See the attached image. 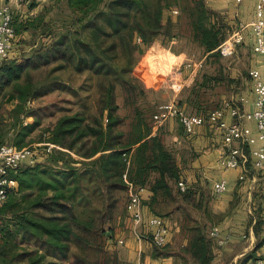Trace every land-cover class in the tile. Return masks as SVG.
Wrapping results in <instances>:
<instances>
[{
	"label": "trees",
	"instance_id": "1",
	"mask_svg": "<svg viewBox=\"0 0 264 264\" xmlns=\"http://www.w3.org/2000/svg\"><path fill=\"white\" fill-rule=\"evenodd\" d=\"M101 1L66 0L69 9L82 14L74 29L65 28L43 51L0 66V144L21 148L46 138L59 148L48 154V164L21 165L12 173L17 186L0 210L15 212L16 219L13 229L8 224L0 228V264H130L108 251L113 248L110 223L116 192L125 186L123 174L152 193L146 202L151 211L158 200L197 203L202 199L195 188L178 189L180 167L158 137L163 127L150 136L151 125L144 135L136 124L134 135L128 138L117 130L116 88L136 101L141 89L133 77L138 70L134 54L165 34L162 29L171 24L165 13L169 15L171 5L180 0H106L102 9L96 8ZM183 10L194 39L208 55L222 37L211 23L216 13L205 6V0H188ZM12 25L16 33L13 17ZM211 80L216 82L215 77ZM199 86H207L206 80ZM94 92L95 108L90 102ZM60 93L69 99L40 104L43 98ZM31 100L40 103L29 107ZM12 102L7 110L6 103ZM202 112L197 113L208 115ZM23 117L32 121L24 124ZM19 173L33 174L26 179L31 193L19 192ZM19 195L23 209L18 208L17 215L14 208L20 204ZM191 232L182 248L185 264H210V240L196 228ZM99 234L101 243L96 240ZM17 237L19 243L31 242L32 247L16 246L12 240ZM263 243L264 237L259 246Z\"/></svg>",
	"mask_w": 264,
	"mask_h": 264
},
{
	"label": "rangeland",
	"instance_id": "2",
	"mask_svg": "<svg viewBox=\"0 0 264 264\" xmlns=\"http://www.w3.org/2000/svg\"><path fill=\"white\" fill-rule=\"evenodd\" d=\"M105 2L106 0H102L96 8L102 9L105 6ZM187 2L188 0H180L171 5L170 10L177 9V14H169L171 15L169 17L167 12L165 13L166 21L170 19L171 24L168 29L165 28L166 26L162 29L165 34H161L154 39V41L161 40V44L154 41L149 46H141L139 44L143 52L134 54V62L136 63L134 67L136 69L137 66L138 70L133 73V77L136 79L137 87L141 89V94L137 95L136 101L132 102V98H127L120 87L116 88L115 103L118 106L116 115L120 119L117 130L123 133L124 138L134 135L136 124L143 130L144 135L148 125H151L152 130V112L159 104L170 101L172 95H175L178 89L176 97L185 112L197 114V112L203 111L202 113L206 114L220 106V93L232 90L235 93L240 92L245 88L246 81L250 79L248 71L251 56L241 44H233L230 39L237 28V24H228L224 17H221L216 12V14L211 15V23L220 29L222 37L218 47L209 53L207 57H204V48L194 39L193 29L185 10H183V6L186 7ZM0 3L10 6L13 24L16 28V37L10 53L7 59L0 61V66L9 61L19 62L36 52L43 51L52 38L65 32V28L71 26L70 29H74L72 26H76L77 21L82 17L80 12L68 8L66 0H0ZM205 6L208 8L206 0ZM163 21L166 22L165 20ZM137 43H141V41H137ZM158 45L162 47L161 52L158 50L160 48ZM202 57L204 58L203 66L186 82L187 73L185 71L187 70L184 65L189 61L197 62ZM41 69L43 70V68ZM205 77L207 79L215 77L219 83L215 82L216 84L211 87L199 86V83ZM209 87L210 89H208ZM140 91L138 92L140 93ZM57 98L69 99L65 93L52 94L43 98L41 103L40 101L31 100L28 101L27 105L29 107L36 106L39 103L46 105ZM90 102L95 108L97 102V94L95 92ZM242 102L243 98L240 100V103ZM13 105L14 102L6 103L5 107L10 110ZM22 121L26 124L31 122L32 118L23 117ZM106 121L107 119L104 117L103 125H105ZM172 122L174 123L168 122L162 126L163 128L159 131L158 137L164 147L177 160V163L179 162L178 164L183 170L185 163L193 156L187 147L186 138L178 121L174 120ZM7 142L11 143L10 141ZM45 142L51 141L44 138L42 142L35 144ZM49 156L38 149L37 163L48 164ZM21 175L19 173L18 176L22 182V184L19 182V192L22 194L31 193L28 190L30 182L26 179H31L30 177L33 174L29 173L27 177ZM250 176L252 175L250 174ZM209 186V183L205 180L195 188L202 195L201 201L197 203L194 201L184 203L179 200L175 201L176 203H171L170 201L158 200L154 204L153 211L145 204L146 216L157 215L164 218L170 229V243L164 247H154L152 245L154 247L153 251L160 255H174L177 264L187 263L188 261L182 252V248L188 244L192 228H196L211 242L213 259L210 264H247L250 259L264 258L260 249L264 243L259 246L261 239L264 237V218L260 217L257 212L248 214L246 227L240 234L243 237L236 242L232 239L231 233H228L229 238L223 244H217L214 239L208 238L206 231L209 227L222 225L221 223L227 214L220 212L215 207V203L212 201L218 195L214 194ZM33 188H36L35 185ZM116 193L118 197L117 206L114 211L113 222L110 223L112 230H114L113 243L111 244L113 248L108 251H115L119 259L118 251L126 246V240L131 236L133 237V235L131 233V221L124 206L127 200L126 186H124L123 191ZM259 198H264V196ZM246 200L247 196L243 202ZM16 201L20 204L14 208V211H17L18 208L23 209L20 195ZM235 201L236 198L234 197L230 203L232 207ZM19 213L20 211H17V215ZM15 217V212H3L0 210V228L8 224V227L13 229L12 224L13 220L16 219ZM104 228L106 229L107 226ZM146 230L144 228V238L142 240L148 242L150 241V236ZM100 237L101 235L99 234L96 239L97 242L101 241ZM119 239L123 240L122 244L118 243ZM12 241L16 243V246L21 243L24 247H32L31 242L20 241L19 243L18 237ZM79 250L83 252L84 248L81 247ZM119 261L124 262L121 259Z\"/></svg>",
	"mask_w": 264,
	"mask_h": 264
},
{
	"label": "built area",
	"instance_id": "3",
	"mask_svg": "<svg viewBox=\"0 0 264 264\" xmlns=\"http://www.w3.org/2000/svg\"><path fill=\"white\" fill-rule=\"evenodd\" d=\"M237 4L243 0H234ZM177 9H171L170 14H177ZM251 31L253 37L252 51L256 54H264V0H256L253 18L247 23H241L232 33L230 39L233 44L240 45L244 42L245 34ZM16 33L12 25V12L8 4L0 3V61L7 59ZM136 41L140 42V37ZM204 58L197 62L189 61L184 65L185 69L196 72L203 66ZM252 92L255 96L253 109L249 112L240 113L232 107L230 115L234 120L226 122L222 109L211 111L206 117L201 114H189L179 105L176 91L172 99L166 103L159 104L152 114V130L150 135L154 136L158 129L172 120H177L184 133L188 136L194 135L197 128L205 123L216 127L222 138V143L227 151L221 155L217 164L222 169L241 168L238 176L239 181L245 180V164L251 160L255 169H264V73L258 68H251L248 71ZM253 121L255 131L246 124ZM237 145H233V143ZM41 147V148H40ZM42 149L48 155L55 149H59L54 143L45 142L30 144L18 148L12 144H0V206L6 201L8 195L16 189L17 181L12 173L21 165H34L37 163V150ZM128 166V161L126 162ZM123 181L126 186L127 200L125 210L131 221V233L134 238L141 241L144 238V228L150 236V242L155 247H164L170 237V229L164 218L157 215L144 214V206L141 196L143 188H139L128 181L126 174H123ZM177 187L181 192L187 188L185 181L179 179ZM226 190V181L221 179L214 181L212 191L216 195ZM208 236L214 239L217 244H223L229 238L223 234L218 225L210 228ZM122 244L123 240L119 239ZM247 264H264V258L250 259Z\"/></svg>",
	"mask_w": 264,
	"mask_h": 264
},
{
	"label": "crops",
	"instance_id": "4",
	"mask_svg": "<svg viewBox=\"0 0 264 264\" xmlns=\"http://www.w3.org/2000/svg\"><path fill=\"white\" fill-rule=\"evenodd\" d=\"M255 2L256 0H243L237 4L234 0H206V5L210 10L224 17L228 24H237L238 26L241 23H247L253 18ZM154 42L161 44V40ZM241 45L251 56L249 69L258 68L264 73V54L259 55L252 51L253 37L251 31L246 32L244 42ZM161 49L162 47L160 46L158 50L161 52ZM206 56L207 54H204V57ZM186 70V82H188L195 72ZM205 79L207 80V87L216 84L215 80L207 79L206 77ZM216 82L219 83V81ZM219 98L221 102L217 109H222L226 122L234 120L230 115V109L232 107L237 108L240 113L251 111L255 96L252 92L250 79L246 81L245 88L242 91L237 93L234 90L230 92L225 91L220 93ZM242 98L243 102L240 103ZM172 121L170 122L174 123ZM246 124L252 131H255L253 121H248ZM181 131L186 138L187 147L192 152L191 155L193 157L185 163L183 170L180 168V179L185 181L187 187L191 186L192 188H197L199 184L201 185L206 180L211 190L214 181L221 179L226 181V190L221 195L215 196V200L212 202L215 203V207L220 212L227 213L220 227L223 234L227 235L231 233L232 239L236 242L243 237L240 234H242L246 227L248 214L257 212L260 217L264 218V198H259L260 196H264V169H255L252 166L251 160H248L244 166L246 170L245 180L239 181L238 176L242 172L241 168L222 169L217 164L218 158L227 151V147L223 145L221 133L216 127L205 123L197 128L196 133L191 136L186 135L183 129ZM233 145H237V143L235 142ZM195 194L198 196L199 192L196 191ZM151 195L152 193L148 189H142L141 196L144 203L145 215L147 214L145 204ZM246 196L247 200L243 202ZM234 197L236 201L232 207L230 203ZM131 237L126 240V246L124 245L125 247L118 251V256L121 260L130 261L129 263L132 262L131 264H177L174 255L154 256V247L150 241H138L136 238ZM169 243L170 240H168L167 244ZM260 249L264 256V244Z\"/></svg>",
	"mask_w": 264,
	"mask_h": 264
}]
</instances>
